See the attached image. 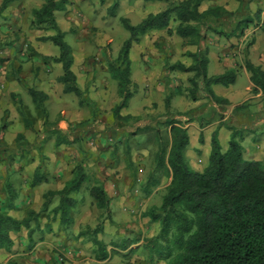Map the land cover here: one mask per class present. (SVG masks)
<instances>
[{
  "label": "rangeland",
  "instance_id": "obj_1",
  "mask_svg": "<svg viewBox=\"0 0 264 264\" xmlns=\"http://www.w3.org/2000/svg\"><path fill=\"white\" fill-rule=\"evenodd\" d=\"M39 1L42 2V0ZM94 1L91 0V5L86 8V15L77 11L76 21L72 23L66 19H60L59 26L61 31H67L64 41L71 49L76 50L79 45L82 50V46L85 45L86 51L90 52L93 59L95 56L99 57L103 49L109 54L111 51L110 44H106L107 41L99 38V30H101L99 24L104 19L103 16L107 13L109 4L110 6L118 5V8L114 9L115 16L109 20L110 25L116 27L111 33L114 37L111 45L113 51L119 52L122 43L130 37L128 31L120 23V17L127 14L119 9L122 2L104 0L107 2L106 5H101L94 4ZM3 2L4 0H0V12ZM210 4L222 6L230 12L236 11L238 8L236 0H213ZM244 4L246 5V2ZM162 5H165L164 2ZM160 8L158 3L153 6L154 10ZM31 17L32 20H27L28 22L6 24L7 29L10 30L9 33L0 31V156L2 155L5 160H12L11 171L5 169L4 160L0 162V189L4 181H8L15 190L19 191L21 209H25L24 206H29L31 209L39 211L44 201L43 194L49 190L60 189L72 177L76 165L83 162L88 182L75 196L77 205L71 212L72 222L66 227L65 232H58L59 219L49 221L43 218L40 224L43 229L34 231L32 239L35 241L52 239V245L47 251L57 258L54 264H146L147 252L142 248L143 241L155 236L159 228L157 224H151L143 214L150 207L161 204L165 188L170 181V176L163 169L156 168L157 137H160L168 148L171 141L168 121L178 122L182 126L188 122L184 119L180 121L174 118L178 112L172 109V105L168 110L169 119L164 116L166 108L163 95L166 97L165 94H167L171 98L176 85L173 83L170 92L169 87L161 86L165 79L162 74V66L159 63L156 64L155 61L151 65V59L146 56L150 55L153 58L151 52H155L157 49L154 44L150 45V39V41L143 39L142 45L149 50L144 51L146 55L141 52L140 57L149 62L150 67L147 70L142 68L137 71L136 78L138 81L144 80L143 86L132 84L131 89L134 94L127 107L120 112L121 116H131L132 119L126 123L121 121L117 127H113L112 108L120 102V99L116 95L117 83L109 77L107 70L103 69L107 68V64L104 63L103 70H100L95 60L96 64H92L91 72L83 71L84 65H78L79 70L77 71L83 75L80 80L91 78L90 85L85 86L83 90L84 94H87L86 97L80 98L74 94L63 93V85L59 81V77L62 75L60 64L43 59L45 57L53 58L59 54L58 47L50 41H41L43 36L55 33L51 30L37 29L32 23L34 20L32 12ZM109 17L111 16L109 15ZM89 19L92 20L91 23H89ZM130 23L137 25L138 21L132 18ZM2 25L0 24V27ZM208 34L213 37L210 33ZM151 38L152 40L158 39L155 36ZM169 41L168 48H171L173 53H179L183 47V41L174 40V38ZM155 43L159 44L156 41ZM136 45L134 44L130 50V59L133 65L138 63ZM34 48L39 49L40 52L38 53ZM141 59L138 60L143 64ZM11 70H17L15 77L19 78L21 82L15 81ZM209 73L211 74V71ZM4 77H10L15 81L12 85L17 90L15 93H10L12 88L8 87V81H5ZM108 78L110 86L107 85ZM186 83L188 86L181 87V91L189 88L188 81ZM31 86L35 89L48 90L50 97L44 102V108L48 115L47 123L53 125L47 126L46 129L51 130L55 125L56 129L62 130L69 136L73 141L71 145L55 147L56 135L54 133L47 135L44 132L45 126L42 121L44 113L32 102L28 92ZM234 87L238 88L239 96L242 97L244 83L241 78H238ZM151 93L153 94L149 95ZM80 100H83V105H80ZM189 101L191 105L193 102L190 99ZM248 101L243 103L252 111H256L258 103L264 105V97L253 102ZM19 102L22 103L21 107L25 116L33 124L32 129L26 128L22 122L18 111ZM170 104L172 103L170 102ZM249 105L252 106L249 107ZM159 107H163V109L160 110ZM246 107L237 109L236 112L241 113ZM134 118L139 120L135 122ZM156 131L159 133L158 136ZM241 132L247 133L243 129ZM20 133L29 143L26 147L27 155L24 157L14 154V152L24 149V146L18 149L14 143L16 136ZM260 137L259 134H246L241 145L247 147ZM191 142L195 144L193 136ZM205 143L207 150L210 145L209 142ZM38 144H41L43 160L34 149ZM253 145L255 146V144ZM220 146L223 152L227 150L228 143L224 141L223 136ZM252 156L254 157L253 154ZM252 156L245 155V159L256 160ZM185 158L190 168L196 172H201L207 164L198 163L200 157L196 152L192 153L190 157L185 155ZM192 164L193 167H191ZM37 167H40V172L47 176V180L37 186L36 191L29 190L28 183L33 178ZM96 182L103 184L110 198L111 222L106 220V215L92 204L88 196L89 187ZM145 188L150 192L149 194L146 193ZM28 193L32 196H27ZM56 204L55 200L52 201L49 210ZM23 215L22 212L21 216ZM47 225L52 228L50 231H48ZM96 228L100 229L97 237L104 242L106 249L110 252V257L99 263L94 258L95 251L90 240L91 233ZM21 232L24 235L26 230ZM80 232H86V234L78 236ZM128 241L127 249L123 251L118 249V244ZM43 253L38 252L37 257L45 259ZM156 264L164 263L157 262Z\"/></svg>",
  "mask_w": 264,
  "mask_h": 264
},
{
  "label": "trees",
  "instance_id": "obj_2",
  "mask_svg": "<svg viewBox=\"0 0 264 264\" xmlns=\"http://www.w3.org/2000/svg\"><path fill=\"white\" fill-rule=\"evenodd\" d=\"M14 0H4L1 5L3 10ZM65 0H42L40 8L33 10L34 27L39 30L54 31L53 35H45L41 41H50L58 47V57H45L44 61L51 60L60 64L62 75L59 77L63 85V93L74 94L83 97L77 83L76 76L71 70L73 63L72 49L64 41L65 33L62 32L54 17V12L63 8ZM165 3V8L157 13L148 14L140 23L132 25L128 19L121 18L120 23L128 31L130 37L122 43L117 57L107 61V72L112 80L117 83V95L120 102L112 108L113 127H117L121 121L126 123L131 116H121V110L125 109L134 91L131 89V62L129 51L134 44H138L141 38L151 31L166 30L169 36L175 35L184 40L186 45L200 47L210 33L221 39H229L239 36L249 24L253 23L247 16L248 0H236L238 8L230 12L222 6H210L200 12L199 8L205 0H160ZM246 2V5L244 4ZM114 4L109 11H114ZM233 20H231V18ZM229 31V32H228ZM193 61L192 65L185 67L181 63L166 65L169 71L190 73L187 80L189 88L187 97L196 101L198 93H206L216 105L228 104L214 95L211 90L213 85L228 86L233 84L235 71L227 70L221 75L207 76V58L201 51L188 53ZM245 68L250 73V81L254 88L252 92L261 91L264 97V72L254 66L249 60L245 61ZM17 70H11L13 78ZM177 90V93H179ZM32 102L44 114L42 121L45 133L55 134L54 145L69 146L73 143L69 136L62 130L54 128L47 130L48 115L44 108V102L48 99L42 92L34 88L28 90ZM80 100V105H83ZM18 103V111L24 126L32 129V122L25 116V112ZM165 108L167 119L170 108V96L166 94ZM241 108V107H240ZM235 108V109H240ZM139 119L134 118L137 122ZM168 121V120H167ZM171 141L168 148L158 139V149L155 155L157 169H163L169 176V184L165 188V194L159 206L150 207L143 216L148 218L151 224H157L159 231L143 241L142 248L147 252L146 264H264V162L259 160H246L243 156L242 128H233L228 147L222 151L217 134L214 133L210 142V153L206 166L201 172L190 168L186 158L185 149L189 144L187 130L178 122L168 121ZM156 135L159 133L156 131ZM18 149L16 156L27 155L29 145L23 134H18L14 140ZM41 144L34 148L40 154ZM13 157V156H12ZM4 160V162H3ZM5 163V169L11 171V162L5 160L2 155L0 162ZM85 165L80 162L76 165L72 177L67 180L60 189L49 190L43 194V203L39 211L24 206H18L20 196L11 183L4 181L0 189V249L12 246L11 234L27 230L28 238H32L34 231L40 230L43 218L49 221L59 219L58 232L66 231V227L72 222L71 212L77 205L75 196L79 194L83 185L88 182ZM47 180V176L40 172V167L34 171V176L28 183V188L33 190ZM146 193L150 192L145 188ZM88 196L92 204L110 219V198L100 182H96L88 189ZM56 201L55 207L49 210L52 201ZM23 212V217L18 219L10 215L14 212ZM48 231L52 228L48 226ZM100 229H94L90 240L94 247L96 262H102L110 257L104 242L99 240L97 233ZM86 232H80L82 236ZM128 242L118 244V249H127ZM135 243V242H133ZM132 244V243H131ZM119 250V251H120ZM121 252V251H120Z\"/></svg>",
  "mask_w": 264,
  "mask_h": 264
},
{
  "label": "crops",
  "instance_id": "obj_3",
  "mask_svg": "<svg viewBox=\"0 0 264 264\" xmlns=\"http://www.w3.org/2000/svg\"><path fill=\"white\" fill-rule=\"evenodd\" d=\"M55 1L60 2L62 0ZM119 1L122 2V4L119 6V9L127 13L126 16H121L120 19L125 18L131 21V19L134 18V20H137L138 23H140L148 14L160 12L166 6L162 5L163 1L160 0ZM212 1L213 0L203 1L200 5L199 11L202 12L212 6L210 4ZM248 1L249 3L247 16L253 21V23L249 24V26L244 29L239 36H232L229 39L225 40L215 35H211L213 37H210V35L208 34L206 35L205 41H203L198 48L196 46L186 45L183 39L175 35L169 36L166 30L151 31L144 35L141 38L140 42L136 45V59L138 61L137 64H132L129 51V59L131 62V82L134 85L136 84L137 86H143L144 80L138 81V79L136 78L137 71H139L140 69L142 70V68H145L146 70L149 69L150 64L144 59L143 61L140 57L141 52L146 55L144 51L149 50V48H145V46L142 45V40H151L150 45H155V48L157 50H155V52H151V56L154 57L152 58L150 57V55L146 56L151 59V65L155 61L156 64L159 63L160 66H162V74L164 75L163 77H165L164 82L161 85L163 88H165L166 86L169 87L170 92V88H172L173 83L174 85H176V87L174 88V94H172V97L170 98V102L172 103L170 104V106L172 105V109L179 113L174 116L175 119L180 121L181 119H184L185 121H188L183 125L189 135V144L184 153L187 157H190L192 156V153L196 152V154H198V157H200V159L198 160V163L200 164L207 163L210 153V146L206 150L205 142H209L208 144L210 145L211 137L214 133H216L219 143H221L222 136L224 138V141L228 143L232 129L236 127L246 130L247 135L253 133L254 135L259 134V136H261L257 141H254V143L247 145V147H243V156L245 158V155L252 156L253 154V158L264 162V105H260L258 103V105H256V111H252L249 110L246 105H244L245 103H243L248 100V102H253L263 99L261 91L258 90L257 92H252L254 86L250 81V73L245 68V61L249 60L254 66L259 67L264 72V0ZM41 3L42 2L39 0H14L10 2L0 12V24H3L0 27V31H3L5 33L10 31L7 29L8 26H6V24L14 25L16 23L27 20L31 21V12L40 8L42 5ZM93 3L106 5L107 2H105L104 0H95ZM156 3H158L161 7L158 10L153 9L154 4ZM89 5H91V0H65L63 8L54 12V17L58 26H60V19H66L72 23L76 21L77 11L81 12L83 15H86V8H88ZM111 7L112 6H110L109 4L108 9L106 8L107 13H105V15L103 16L104 19H102L101 17L102 20L99 24L101 25V30H99V38L107 41L106 44H110V54L103 49L102 54H99V57L95 56V59H93L91 58L92 55L90 54V52L88 53L86 51L85 45H83L85 47L82 46V50L79 45L76 50L72 49L73 63L71 66V70L75 74L76 83L82 91L84 90L85 86L90 85L89 81L91 80V78H89L88 80H80L82 79L83 75L82 73H78V65H84L83 71L91 72V67L93 66L92 64H96V60L98 68L101 70L104 67V63L107 64L108 60L115 59L119 53H115L112 49L113 47H111L112 38H114L111 33H113L116 28L112 27L110 25L111 22L109 21L110 18L115 16L116 13L115 10L109 11ZM115 7L118 8V5H116ZM109 15L111 17H109ZM231 20H233V18H231ZM91 22L92 20L89 19V23ZM13 31L15 30L13 29ZM16 32H18V30H16ZM62 32L66 33L67 31L62 30ZM153 36L157 37L158 39L152 40L151 37ZM172 38H174V40L180 39L181 41H183V47L180 49L179 53H173V50L171 48H168V46H170L169 39L172 40ZM155 41L159 44H156ZM34 49L38 53L40 52L39 49ZM197 51L203 52L208 60L206 67L208 77L221 75L227 70L235 71V79L233 84H230L228 86L213 85L211 87L214 95L223 100H226L228 104L216 105L211 101L206 93L199 92L197 100L192 101L193 103L190 105V101L188 97H186L187 91H185V89L182 91L180 90L179 93H177L179 87L184 88L188 86L186 82L192 75L190 73H184L177 70L169 71L166 68V65H172L178 62L185 67H189L190 65H192L193 61L190 57L187 56V54L195 53ZM55 57L58 56L56 55ZM138 59H141L143 64H141ZM103 69L107 70V68L105 67ZM209 71H211V74L209 73ZM238 78H241L242 82L244 83V91H242V97L239 96L240 91L237 90L238 88L234 87L235 83L238 82ZM4 79L5 81H8V87L10 89L12 88L10 93H15L17 90L12 87L15 81L10 77H4ZM108 80L109 78L107 79V81ZM107 85L110 86L109 81L107 82ZM153 85L155 86L156 83L154 82ZM30 88H32V86ZM36 90L42 91L47 96V98L50 97V93L48 92V90L44 88H39ZM152 94L153 93L149 95ZM86 95L87 94L85 93L84 96L86 97ZM118 98L116 102L118 101ZM163 98L165 99L164 95ZM251 106L252 105H249V107ZM236 107L246 108H244L241 113H237V109H235ZM159 109L161 110L163 109V107H159ZM246 134L243 133L242 137L244 138V135ZM192 136L195 138V144L191 142ZM253 144H255V146ZM193 166L194 165L192 164L191 167ZM36 189L37 187L34 188L35 191ZM29 193L26 195L30 197L31 194ZM20 205L21 204H18L19 207H21ZM21 214V211L10 213L11 216L18 219L23 217L21 216ZM41 229L43 228L40 227V230ZM11 240L12 246L10 248L0 249V264H54V261L57 260L55 256H52V254H49V251H47L49 246L52 245V239L44 241H35L32 238L29 239L26 230V233L24 235L22 234V232L11 234ZM38 252H44L43 257L45 259H40L39 257H37Z\"/></svg>",
  "mask_w": 264,
  "mask_h": 264
}]
</instances>
